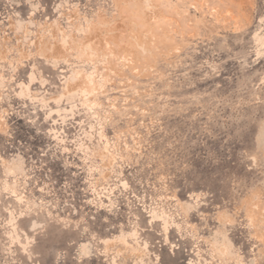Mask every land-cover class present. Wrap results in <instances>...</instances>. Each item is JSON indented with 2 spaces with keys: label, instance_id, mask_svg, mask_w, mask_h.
I'll use <instances>...</instances> for the list:
<instances>
[{
  "label": "rangeland",
  "instance_id": "rangeland-1",
  "mask_svg": "<svg viewBox=\"0 0 264 264\" xmlns=\"http://www.w3.org/2000/svg\"><path fill=\"white\" fill-rule=\"evenodd\" d=\"M0 264H264V0H0Z\"/></svg>",
  "mask_w": 264,
  "mask_h": 264
}]
</instances>
